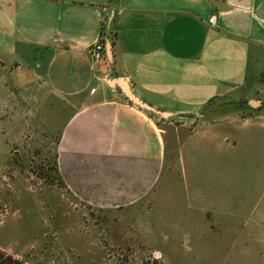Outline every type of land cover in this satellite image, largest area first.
Instances as JSON below:
<instances>
[{
	"label": "crops",
	"instance_id": "crops-1",
	"mask_svg": "<svg viewBox=\"0 0 264 264\" xmlns=\"http://www.w3.org/2000/svg\"><path fill=\"white\" fill-rule=\"evenodd\" d=\"M221 1L0 0L7 79L23 93L35 87L29 94L69 103L56 162L81 202L127 207L156 191L179 140L174 123L158 117L180 119L179 132L194 116L203 123L199 111L217 99L250 103L249 92H264L261 76L248 83L251 60L264 64V0ZM105 21L113 57L106 53L95 71L90 49ZM116 80L157 112L133 103Z\"/></svg>",
	"mask_w": 264,
	"mask_h": 264
},
{
	"label": "rangeland",
	"instance_id": "rangeland-1",
	"mask_svg": "<svg viewBox=\"0 0 264 264\" xmlns=\"http://www.w3.org/2000/svg\"><path fill=\"white\" fill-rule=\"evenodd\" d=\"M263 69L251 60L249 85L256 75L264 80ZM9 74L0 61L2 251L27 264H141L149 257L163 264H264L260 88L248 96L260 107L217 99L199 111L203 123L194 116L179 132L180 119L158 117L174 123L179 137L173 166L151 196L100 208L76 198L52 169L69 103L29 94L35 87L23 93ZM188 137L196 142L184 145Z\"/></svg>",
	"mask_w": 264,
	"mask_h": 264
},
{
	"label": "water",
	"instance_id": "water-1",
	"mask_svg": "<svg viewBox=\"0 0 264 264\" xmlns=\"http://www.w3.org/2000/svg\"><path fill=\"white\" fill-rule=\"evenodd\" d=\"M213 5H215L216 7L221 8L222 7V3L223 1L221 0H209ZM106 53L107 56L110 60H112L113 57V52H112V44L109 42L107 44V48H106ZM113 86H119L120 88L123 89L124 93L126 94V96L135 104L139 105L140 107L144 108V109H148V110H154L152 109L149 105H147L144 101H142L141 99H139L135 94L132 93V91L129 89L127 83L124 80H116V81H112ZM252 107L257 108L260 107L262 105V101H258V100H253L250 101L249 103ZM156 111V110H154ZM157 112V111H156ZM167 115V114H164Z\"/></svg>",
	"mask_w": 264,
	"mask_h": 264
},
{
	"label": "built area",
	"instance_id": "built-area-1",
	"mask_svg": "<svg viewBox=\"0 0 264 264\" xmlns=\"http://www.w3.org/2000/svg\"><path fill=\"white\" fill-rule=\"evenodd\" d=\"M209 21L211 24H214L215 16H212ZM103 31L106 32V35L103 36L101 34L100 40L90 49L92 67L95 71H100L101 67L103 66L106 60V50L104 41H106L107 35L110 31V26L107 28V21L103 22L102 24V33Z\"/></svg>",
	"mask_w": 264,
	"mask_h": 264
},
{
	"label": "trees",
	"instance_id": "trees-1",
	"mask_svg": "<svg viewBox=\"0 0 264 264\" xmlns=\"http://www.w3.org/2000/svg\"><path fill=\"white\" fill-rule=\"evenodd\" d=\"M102 35L105 36L106 32L103 31ZM113 38H114V35L112 32H110L109 37H107L106 41L109 40L110 42H113ZM52 169L60 175L57 162H55V165ZM0 264H27V263L20 259L15 258L14 256L10 254H7L6 252L0 249ZM141 264H163V262L160 261L159 259L149 257L143 260Z\"/></svg>",
	"mask_w": 264,
	"mask_h": 264
}]
</instances>
